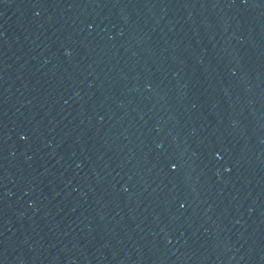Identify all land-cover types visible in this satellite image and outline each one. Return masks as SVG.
Returning a JSON list of instances; mask_svg holds the SVG:
<instances>
[{
  "label": "water",
  "instance_id": "95a60500",
  "mask_svg": "<svg viewBox=\"0 0 264 264\" xmlns=\"http://www.w3.org/2000/svg\"><path fill=\"white\" fill-rule=\"evenodd\" d=\"M0 264H264V0H0Z\"/></svg>",
  "mask_w": 264,
  "mask_h": 264
}]
</instances>
